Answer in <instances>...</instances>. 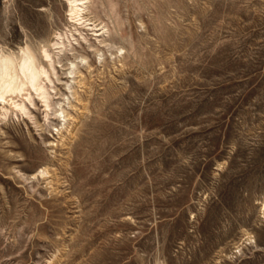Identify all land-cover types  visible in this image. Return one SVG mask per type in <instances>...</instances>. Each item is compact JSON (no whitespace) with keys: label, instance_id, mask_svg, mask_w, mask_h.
Segmentation results:
<instances>
[{"label":"rangeland","instance_id":"1","mask_svg":"<svg viewBox=\"0 0 264 264\" xmlns=\"http://www.w3.org/2000/svg\"><path fill=\"white\" fill-rule=\"evenodd\" d=\"M83 2L109 52L70 132L0 103V264H264V0ZM71 6L0 0V62L76 49Z\"/></svg>","mask_w":264,"mask_h":264},{"label":"bare ground","instance_id":"2","mask_svg":"<svg viewBox=\"0 0 264 264\" xmlns=\"http://www.w3.org/2000/svg\"><path fill=\"white\" fill-rule=\"evenodd\" d=\"M84 5L83 0H72V18L81 21L78 25H86L77 27V32L73 34L74 37L81 36L83 41L76 39L79 43L74 44L68 41V45H77L76 49L87 53L86 55L78 54V51L75 52L76 49H72L75 47L68 50L65 39L60 34L53 46L43 47L41 54L27 48L21 52L20 56H3L0 62V103L3 104V108L6 104H11L15 107L14 111L23 112L27 110L28 106L24 102L29 101L34 106L33 109H36L38 104L33 99L36 94L38 100L43 102V106L46 107V118L49 121L64 122V129L57 128V135L61 138L64 137L65 131L70 132L71 120L75 119L72 112L77 109L79 112L88 110V104L84 102V95L92 90L95 82L90 79L96 72L99 74L96 78H101L100 68H95L94 63L97 62V57H100L98 63H104V55L101 56L99 53L101 49H109L108 44L101 39L100 43L97 42L99 47H95L88 40V35H85L84 31L89 30H94L96 37H102L105 33H100L101 29L93 28L97 25L93 19H87ZM41 26L42 22L37 26V31H42ZM107 51L109 52V50ZM88 55L93 58L89 60ZM118 59L119 62L123 61L120 57ZM84 92L86 94H83ZM19 96L22 97L21 103L15 101V98ZM52 146H55V142H52ZM41 174L46 175L47 171L44 170Z\"/></svg>","mask_w":264,"mask_h":264}]
</instances>
